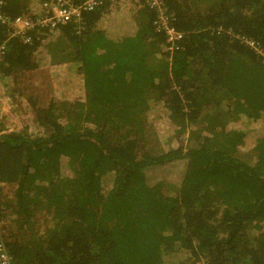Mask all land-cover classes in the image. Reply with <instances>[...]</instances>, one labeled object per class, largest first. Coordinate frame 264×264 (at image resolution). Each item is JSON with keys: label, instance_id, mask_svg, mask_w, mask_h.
<instances>
[{"label": "trees", "instance_id": "16d2710c", "mask_svg": "<svg viewBox=\"0 0 264 264\" xmlns=\"http://www.w3.org/2000/svg\"><path fill=\"white\" fill-rule=\"evenodd\" d=\"M41 2L3 9L15 18ZM166 5L185 34L171 66L144 0H104L79 28L36 27L30 43L0 26L13 92L60 39L84 88L47 103L31 91L35 123L0 121V199L12 190L0 238L12 264H264V0ZM150 120L176 139L153 148Z\"/></svg>", "mask_w": 264, "mask_h": 264}, {"label": "rangeland", "instance_id": "374dc122", "mask_svg": "<svg viewBox=\"0 0 264 264\" xmlns=\"http://www.w3.org/2000/svg\"><path fill=\"white\" fill-rule=\"evenodd\" d=\"M68 41L64 39H60L57 45H54V52L56 53L55 56L46 53V59L43 61V64L38 66L37 70H29L22 73L17 74L19 76L17 82L18 87L23 91H27L28 93L31 91L38 92V98L41 96V102L47 103L50 98H55V100L61 99H77L82 98L84 95V88L81 82V76L75 73V68L71 67L70 61L68 59L61 60L64 56V52H69L71 47ZM54 59L55 61H52ZM59 64H54L52 62H59ZM35 74V75H34ZM8 81L12 82L10 84H4L5 81L2 82V86L0 85V121L6 125V130H13L18 129L22 126H15L16 124H22L24 120H28L29 118V106L26 103L28 101V96L23 94L22 97L18 95L19 93L15 90L14 92L11 90L12 87H15V83L11 81V78ZM3 86L5 89H3ZM4 91L3 93L1 91ZM7 90V91H6ZM9 94H13V96ZM16 98V100H13ZM24 99V100H23ZM214 110V109H210ZM33 114L31 116L32 120ZM30 122H34L31 121ZM35 123V122H34ZM150 123L153 126H148L150 129V144L153 148L158 147L161 148L162 146H168L170 143L176 139L175 134H168L166 136H162L156 132V126L150 120ZM147 128V126H146ZM148 130V128H147ZM145 130L148 134L149 131ZM190 133L183 137V144H186L188 141V137ZM250 149L245 150V148H241L240 152H247ZM156 151V150H154ZM12 191V190H11ZM11 191L3 188L2 192L4 194V199L1 198L0 200L8 201V198H11ZM8 194V197L6 195ZM43 218L46 216L41 214ZM1 222V221H0ZM40 226H43V219L39 220Z\"/></svg>", "mask_w": 264, "mask_h": 264}, {"label": "built area", "instance_id": "2783aa9c", "mask_svg": "<svg viewBox=\"0 0 264 264\" xmlns=\"http://www.w3.org/2000/svg\"><path fill=\"white\" fill-rule=\"evenodd\" d=\"M104 0H42L41 13H32L31 15L21 14L15 18L9 16L4 11L5 0H0V26L5 25L9 28V38L17 36L22 43H30V30L33 28L55 29L65 24L71 23L78 28L82 24L84 12L95 10ZM145 6L154 14L152 25L156 32L164 36V50L168 53L166 58L168 65L172 64V53L181 48L184 32L174 27L175 16L166 5V0H144ZM76 26V27H77ZM250 46L252 41L248 42ZM5 42L0 44V62L3 60L6 46ZM160 57V56H159ZM6 84L8 79L2 76L0 71V85ZM3 89L4 86H3ZM4 92L3 90L1 91ZM9 97L10 94L8 93ZM32 113V112H31ZM25 121H23L22 125ZM15 126H18L17 124ZM0 264H12L3 241L0 238Z\"/></svg>", "mask_w": 264, "mask_h": 264}, {"label": "crops", "instance_id": "0c3cea01", "mask_svg": "<svg viewBox=\"0 0 264 264\" xmlns=\"http://www.w3.org/2000/svg\"><path fill=\"white\" fill-rule=\"evenodd\" d=\"M37 69H38V68H37ZM37 69H36V70H37ZM34 71H35V70H34ZM34 75H35V74H34ZM27 93H28L27 91H23V92H21V94L19 93L18 95L20 96V98H23L22 95H23V94H27ZM23 100H24V99H23ZM31 116H32V114H31V112H30V110H29V118H31ZM29 118H28V119H29ZM26 120H27V118H26ZM29 120H30V119H29ZM24 121H25V120H24ZM17 125H18V126H22V124H17Z\"/></svg>", "mask_w": 264, "mask_h": 264}, {"label": "flooded vegetation", "instance_id": "af4514ba", "mask_svg": "<svg viewBox=\"0 0 264 264\" xmlns=\"http://www.w3.org/2000/svg\"><path fill=\"white\" fill-rule=\"evenodd\" d=\"M12 82L8 81L6 84H10L11 85Z\"/></svg>", "mask_w": 264, "mask_h": 264}]
</instances>
